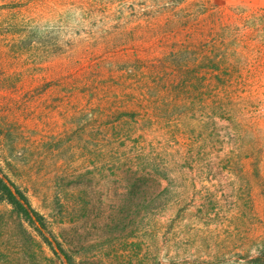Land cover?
I'll return each mask as SVG.
<instances>
[{
	"label": "rangeland",
	"instance_id": "obj_1",
	"mask_svg": "<svg viewBox=\"0 0 264 264\" xmlns=\"http://www.w3.org/2000/svg\"><path fill=\"white\" fill-rule=\"evenodd\" d=\"M147 1L0 0V164L76 264H264V0ZM0 264L66 261L0 200Z\"/></svg>",
	"mask_w": 264,
	"mask_h": 264
},
{
	"label": "trees",
	"instance_id": "obj_2",
	"mask_svg": "<svg viewBox=\"0 0 264 264\" xmlns=\"http://www.w3.org/2000/svg\"><path fill=\"white\" fill-rule=\"evenodd\" d=\"M186 0H164V2L161 3L163 5V14H166L168 9L178 7L182 3H184ZM148 5L152 6L155 5L156 0H148ZM169 3V5H167ZM160 5V3H158ZM171 5V6H170ZM167 56L165 57V61H162L164 63L167 62V58L169 60V64L172 66L170 70L169 76H168V83H164L163 86L167 88H172L174 90H177L180 93V90L182 89L184 91V87H186V71L184 69L185 65L183 60H185V50L180 49L178 51L172 50L170 52H167ZM198 72L196 73V75ZM182 84V85H181ZM171 86V87H168ZM186 94H175L173 97L175 99H186ZM183 104H181L182 106ZM168 107V106H167ZM161 107H159V110ZM175 116H180L181 125L185 126L184 121H186L185 115L187 114V111L180 112V113H174ZM162 114L159 113L153 117H160ZM165 116H169L167 110L165 112ZM180 120H178L180 122ZM177 129V126H175V130H173L174 133H181L182 128ZM163 167V166H162ZM167 168L165 167V171ZM0 200L7 202L8 204L13 206V209L19 214V216L27 221L31 226L35 228V230L39 233V235L43 238L44 242L49 245L53 251V253L57 256H63V258L66 261V264H76L74 258L68 254V252L62 247L59 240L56 238L54 232L50 229L46 217L41 214L38 210L34 208L32 205L28 195L24 190H22L20 187H18L12 179L8 176V174L4 171L2 165L0 164Z\"/></svg>",
	"mask_w": 264,
	"mask_h": 264
}]
</instances>
